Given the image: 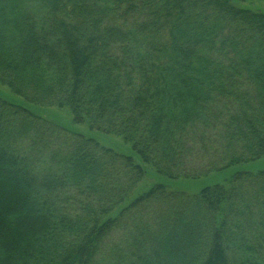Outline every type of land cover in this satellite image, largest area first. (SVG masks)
Returning a JSON list of instances; mask_svg holds the SVG:
<instances>
[{
	"label": "trees",
	"instance_id": "obj_1",
	"mask_svg": "<svg viewBox=\"0 0 264 264\" xmlns=\"http://www.w3.org/2000/svg\"><path fill=\"white\" fill-rule=\"evenodd\" d=\"M0 83L167 178L264 156V12L233 0H0ZM143 175L0 97V264H264V169Z\"/></svg>",
	"mask_w": 264,
	"mask_h": 264
},
{
	"label": "rangeland",
	"instance_id": "obj_2",
	"mask_svg": "<svg viewBox=\"0 0 264 264\" xmlns=\"http://www.w3.org/2000/svg\"><path fill=\"white\" fill-rule=\"evenodd\" d=\"M233 2L239 6H244L250 9L264 12L263 0H233ZM0 97L7 101H12L14 103L25 105L33 112L51 121L52 123L66 128L71 132L80 133L85 137H91L102 146L111 148L119 153L132 156L137 163L142 165L144 169V175L142 179L137 183L134 190H132V192L130 193L131 196L148 189L150 186L156 183H162L169 189L180 190L185 193L192 194L206 185H212L215 183H222L226 181L237 171L256 172L258 170L264 169V156H261L257 159L246 162H240L222 170L212 171L207 175L195 179L167 178L166 176L157 173L152 166L144 163L133 150L131 143L126 142L121 136L115 134H106L96 129L90 128L85 122H73L71 113L66 107H42L28 103L22 97L14 94L7 86L1 83Z\"/></svg>",
	"mask_w": 264,
	"mask_h": 264
}]
</instances>
